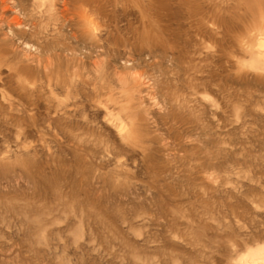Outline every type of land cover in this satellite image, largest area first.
I'll return each instance as SVG.
<instances>
[{"label":"rangeland","instance_id":"374dc122","mask_svg":"<svg viewBox=\"0 0 264 264\" xmlns=\"http://www.w3.org/2000/svg\"><path fill=\"white\" fill-rule=\"evenodd\" d=\"M262 246L264 0H0V264Z\"/></svg>","mask_w":264,"mask_h":264},{"label":"bare ground","instance_id":"6f19581e","mask_svg":"<svg viewBox=\"0 0 264 264\" xmlns=\"http://www.w3.org/2000/svg\"><path fill=\"white\" fill-rule=\"evenodd\" d=\"M64 14H65V12H64ZM81 15H82L83 18H86L87 17V13H85V11L83 13H81ZM86 20H88L89 23H92L93 22V20L90 18V16H88V18H86ZM19 24H21V23H19ZM244 261L245 262L243 264H264V246L258 248L257 250H254V251L250 252V254H248L245 257V260Z\"/></svg>","mask_w":264,"mask_h":264}]
</instances>
